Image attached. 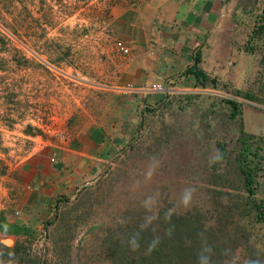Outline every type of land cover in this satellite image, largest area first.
Here are the masks:
<instances>
[{"label":"rangeland","instance_id":"obj_1","mask_svg":"<svg viewBox=\"0 0 264 264\" xmlns=\"http://www.w3.org/2000/svg\"><path fill=\"white\" fill-rule=\"evenodd\" d=\"M244 1L251 14L219 56L204 52L209 77L160 93L100 174L60 200L45 231L22 234L12 221L18 169L93 125L115 128L126 54L103 15L111 1L0 0V264H111L115 232L149 228L160 239L163 229L186 230L189 217L224 233L235 251L227 264H264V0ZM243 167L254 173L252 196Z\"/></svg>","mask_w":264,"mask_h":264},{"label":"crops","instance_id":"obj_2","mask_svg":"<svg viewBox=\"0 0 264 264\" xmlns=\"http://www.w3.org/2000/svg\"><path fill=\"white\" fill-rule=\"evenodd\" d=\"M129 1L110 11L109 27L121 49L128 50L115 78L117 125H89L81 139L35 150L23 162L17 172L19 204L12 217L19 233L44 232L60 200L74 196L100 174L117 145L137 132L144 111L159 103L156 85L174 89L196 84L195 73L208 78L202 67L204 52L211 49L218 57L233 27L251 14L244 0Z\"/></svg>","mask_w":264,"mask_h":264},{"label":"trees","instance_id":"obj_3","mask_svg":"<svg viewBox=\"0 0 264 264\" xmlns=\"http://www.w3.org/2000/svg\"><path fill=\"white\" fill-rule=\"evenodd\" d=\"M111 1L103 10V15L109 18L110 8L120 2L126 3L129 0H107ZM2 3V1H1ZM261 19L264 23V9ZM38 23V24H37ZM40 19L33 21V26L28 28L33 29L31 32L26 29L28 36L35 34V28L39 25ZM23 36L26 37L25 32ZM41 50V49H38ZM197 83L205 81L203 73H195ZM201 82L200 84H204ZM234 106V103H231ZM243 185L249 196L255 194L254 173L243 167ZM264 222V214L261 217ZM189 217L185 219L187 223L186 230L172 231L171 228L163 229L160 239L158 236H153L152 231H117L118 236L115 241L109 239V247L105 249V254L109 256L111 264H227V261L232 258L235 251H228L229 244L224 239V233L210 230V232H202L201 226ZM165 223V222H164ZM49 224V223H48ZM174 229V228H173ZM214 233L213 236L212 233ZM185 233H188L185 235ZM128 235L125 239L124 236ZM174 242L173 244H171ZM130 247L132 249H130ZM206 259H208L206 261ZM256 264V263H250Z\"/></svg>","mask_w":264,"mask_h":264},{"label":"built area","instance_id":"obj_4","mask_svg":"<svg viewBox=\"0 0 264 264\" xmlns=\"http://www.w3.org/2000/svg\"><path fill=\"white\" fill-rule=\"evenodd\" d=\"M121 46V45H120ZM121 49V48H120ZM121 51L122 52H124L125 54H127L128 53V50L127 49H121ZM154 89L157 91V92H159V93H164L165 91H168L169 89L167 88V85H165V86H162V85H156L155 87H154Z\"/></svg>","mask_w":264,"mask_h":264},{"label":"clouds","instance_id":"obj_5","mask_svg":"<svg viewBox=\"0 0 264 264\" xmlns=\"http://www.w3.org/2000/svg\"><path fill=\"white\" fill-rule=\"evenodd\" d=\"M190 199H191V192L190 191H186L185 192V195H184V203H185V205L188 204V202L190 201Z\"/></svg>","mask_w":264,"mask_h":264}]
</instances>
